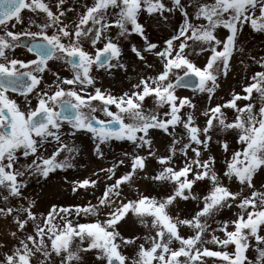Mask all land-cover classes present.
Masks as SVG:
<instances>
[{
	"label": "snow or ice",
	"instance_id": "snow-or-ice-1",
	"mask_svg": "<svg viewBox=\"0 0 264 264\" xmlns=\"http://www.w3.org/2000/svg\"><path fill=\"white\" fill-rule=\"evenodd\" d=\"M245 29L264 35V0H0V264H264ZM82 137L106 164L72 178Z\"/></svg>",
	"mask_w": 264,
	"mask_h": 264
},
{
	"label": "rangeland",
	"instance_id": "rangeland-1",
	"mask_svg": "<svg viewBox=\"0 0 264 264\" xmlns=\"http://www.w3.org/2000/svg\"><path fill=\"white\" fill-rule=\"evenodd\" d=\"M155 30V29H153ZM162 33L157 32V35H161ZM241 42L245 48L246 54L248 52H251V54L253 55H264V35L258 34V33H252L249 29H245L243 35L241 36ZM239 59V57L237 58V60ZM235 64V75L234 78H229L222 86L221 90H218V97L217 99H219L220 97H227L228 92L230 91V89L235 86L237 87V90H239V82L241 80V78L244 75V68L242 65H240L238 62H234ZM256 66L255 65H251L249 68V71L253 70ZM123 74H118L116 75L114 78L112 79H108L106 78L104 83L105 86H109V84H111L115 89H119L121 87H126L127 86V81L122 79ZM185 92H187L188 90H183ZM190 94V93H189ZM78 143L82 144L83 147V154L82 156L79 158L80 162L82 164L85 165V167L83 168H78L74 173L71 172L70 170V176L72 178H76V177H84V176H88L91 173V170H93L94 168H96L97 166H105L106 162L105 161H96L93 157L90 156L89 151H88V141L86 137H82L80 141H78ZM127 146H124V148H126ZM122 148L121 146H119V144H114L112 146V152L119 154L121 152ZM111 160V154L109 155V161ZM67 188V186H64V188L58 189V195L56 197V199L63 201V202H76V203H82V202H86L90 199H92V195H91V190H89L88 192H85L84 190H80L78 195H73L70 191L65 190ZM37 192L40 191L39 188L36 189ZM97 195L99 194V192L97 191L96 193ZM41 195H44L43 193H41ZM51 196H45V199H50ZM94 202V201H93ZM230 215V213L226 210L225 211V216ZM94 258L89 256L88 260H89V264H91L92 260Z\"/></svg>",
	"mask_w": 264,
	"mask_h": 264
},
{
	"label": "bare ground",
	"instance_id": "bare-ground-1",
	"mask_svg": "<svg viewBox=\"0 0 264 264\" xmlns=\"http://www.w3.org/2000/svg\"><path fill=\"white\" fill-rule=\"evenodd\" d=\"M3 226L2 225H0V228H2Z\"/></svg>",
	"mask_w": 264,
	"mask_h": 264
}]
</instances>
